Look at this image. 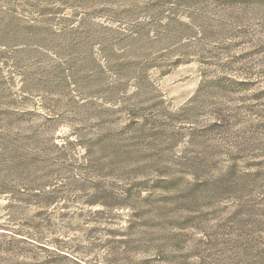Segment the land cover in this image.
I'll return each mask as SVG.
<instances>
[{"label":"rangeland","instance_id":"obj_1","mask_svg":"<svg viewBox=\"0 0 264 264\" xmlns=\"http://www.w3.org/2000/svg\"><path fill=\"white\" fill-rule=\"evenodd\" d=\"M0 264H264V0H0Z\"/></svg>","mask_w":264,"mask_h":264}]
</instances>
